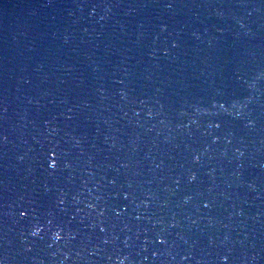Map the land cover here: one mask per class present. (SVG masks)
<instances>
[{"label": "water", "instance_id": "water-1", "mask_svg": "<svg viewBox=\"0 0 264 264\" xmlns=\"http://www.w3.org/2000/svg\"><path fill=\"white\" fill-rule=\"evenodd\" d=\"M0 264H264V0H0Z\"/></svg>", "mask_w": 264, "mask_h": 264}]
</instances>
